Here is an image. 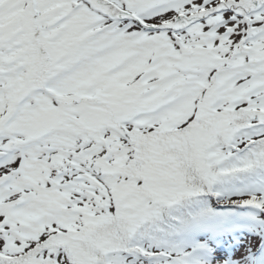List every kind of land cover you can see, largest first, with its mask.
I'll return each mask as SVG.
<instances>
[{
    "label": "snow or ice",
    "instance_id": "1",
    "mask_svg": "<svg viewBox=\"0 0 264 264\" xmlns=\"http://www.w3.org/2000/svg\"><path fill=\"white\" fill-rule=\"evenodd\" d=\"M0 264H264V0H0Z\"/></svg>",
    "mask_w": 264,
    "mask_h": 264
}]
</instances>
